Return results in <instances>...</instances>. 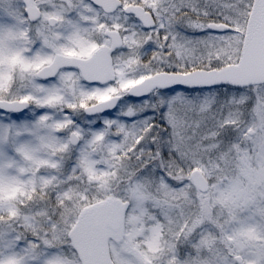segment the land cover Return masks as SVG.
I'll return each mask as SVG.
<instances>
[{
  "label": "snow or ice",
  "instance_id": "obj_1",
  "mask_svg": "<svg viewBox=\"0 0 264 264\" xmlns=\"http://www.w3.org/2000/svg\"><path fill=\"white\" fill-rule=\"evenodd\" d=\"M0 264H264V0H0Z\"/></svg>",
  "mask_w": 264,
  "mask_h": 264
}]
</instances>
